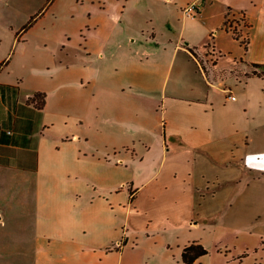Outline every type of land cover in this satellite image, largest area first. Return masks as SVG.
Masks as SVG:
<instances>
[{"label":"crops","instance_id":"crops-1","mask_svg":"<svg viewBox=\"0 0 264 264\" xmlns=\"http://www.w3.org/2000/svg\"><path fill=\"white\" fill-rule=\"evenodd\" d=\"M191 2L198 14L174 0L166 35L137 31L118 52L92 19L40 53H16L21 24L0 38V228L15 221L29 264H182L264 176V0ZM209 43L219 56L201 71L188 49Z\"/></svg>","mask_w":264,"mask_h":264},{"label":"rangeland","instance_id":"rangeland-1","mask_svg":"<svg viewBox=\"0 0 264 264\" xmlns=\"http://www.w3.org/2000/svg\"><path fill=\"white\" fill-rule=\"evenodd\" d=\"M181 1L189 6L193 3L192 0ZM173 3L174 0H0V38L3 42L11 40L15 26L21 24L22 28L35 18L34 25L20 35L26 43L16 53H40L50 36L72 31L80 35L77 22L92 19L102 24L99 32L111 50L123 51L127 49L129 34L136 38L141 35L137 31L148 37L154 32L166 35L167 23L176 18L170 6ZM17 4H23L21 10ZM229 16L230 13L225 23ZM126 25L134 27L135 31L128 33ZM88 30V24L84 25L82 38ZM100 62L95 60V63ZM233 95L237 96L235 92ZM63 106L59 109L70 111L69 103ZM252 149L264 167V124L254 134ZM250 188L252 195L236 207L237 215H223L214 231L206 233L202 246L207 254L196 264H264V176ZM28 190L34 192L35 188ZM12 223L15 221L8 223L5 229L0 228V264H29L22 259L26 253L14 248L17 232Z\"/></svg>","mask_w":264,"mask_h":264},{"label":"built area","instance_id":"built-area-1","mask_svg":"<svg viewBox=\"0 0 264 264\" xmlns=\"http://www.w3.org/2000/svg\"><path fill=\"white\" fill-rule=\"evenodd\" d=\"M183 13L186 16H195L199 13V8L196 4L192 3L190 6L188 5L183 9ZM228 18L229 19H227L226 23H224V29L232 35L238 36L239 41L244 43L246 41V37L241 34L240 30V25H244L243 18L237 19L234 16H229ZM189 54L201 71H205L206 65H213L219 56L212 43H209L204 48L203 53L191 51ZM230 98L234 99L233 96H230Z\"/></svg>","mask_w":264,"mask_h":264},{"label":"trees","instance_id":"trees-1","mask_svg":"<svg viewBox=\"0 0 264 264\" xmlns=\"http://www.w3.org/2000/svg\"><path fill=\"white\" fill-rule=\"evenodd\" d=\"M35 18H31L29 20V22L22 28V32H25L28 30V28L31 27L32 23L34 22ZM233 38L236 40L238 39V36L233 35ZM241 45H243L244 49H246L247 47V38L246 41L243 43L242 41L240 42ZM190 52L194 51V49H188ZM253 67L258 68V69H262L263 71H261L260 74L258 73H253L254 75L257 76H262L264 75V66H256L254 65ZM44 100H45V94L44 93H36L33 98L30 100L31 102H34L35 105L41 109L43 107L44 104ZM207 254V250L199 243L197 242H193L191 244H189L188 246H185L181 252V263L182 264H196V262L202 258L203 256H205Z\"/></svg>","mask_w":264,"mask_h":264}]
</instances>
